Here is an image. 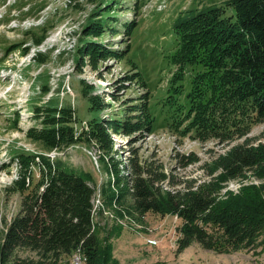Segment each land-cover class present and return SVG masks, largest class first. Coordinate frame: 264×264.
I'll return each instance as SVG.
<instances>
[{
	"label": "trees",
	"instance_id": "trees-1",
	"mask_svg": "<svg viewBox=\"0 0 264 264\" xmlns=\"http://www.w3.org/2000/svg\"><path fill=\"white\" fill-rule=\"evenodd\" d=\"M109 8L111 5L103 4L84 25L77 67L89 59L93 69L98 70L99 63L121 60L128 53L130 46L119 52L102 41L91 40L107 32L101 13ZM174 31L178 37L172 56L176 71L168 101L177 107L166 125L184 137L216 141L224 152L203 164L208 177L204 181L186 179L177 172L178 168L199 162L194 154L179 156L180 166L172 169L152 158L141 162L138 156L133 157L126 176H121L118 164L113 163L110 172L115 178L101 188V196L105 205L113 209L126 206L129 201L128 215L176 216L181 221L178 253L194 243L220 254L249 248L264 234V141L249 137L255 126L264 124V0H227L221 6L180 16ZM40 36L34 37L37 46L45 38ZM28 51L25 46L23 52ZM188 65L200 68L195 70L182 102L180 95L185 91L183 81ZM81 82L91 108L103 109L106 105L91 94L92 86ZM129 110L135 112L132 120L118 117L89 122V137L106 156L118 153L108 126L126 135L152 131L155 118L147 103L141 111L138 107ZM34 118L36 124L26 137L43 153L88 141L76 138L75 110L71 107L38 106ZM122 150L130 152L127 147ZM14 160L20 173L12 191L24 197L0 245L4 264H59L64 256L78 250L86 264H114L112 251L102 248L97 234L96 191L90 179L44 155L25 152ZM32 166L39 170L37 181ZM249 177L258 186H244L237 194L226 190L230 182L241 183ZM165 187L169 189L164 190ZM23 251L36 257L23 258Z\"/></svg>",
	"mask_w": 264,
	"mask_h": 264
},
{
	"label": "rangeland",
	"instance_id": "rangeland-1",
	"mask_svg": "<svg viewBox=\"0 0 264 264\" xmlns=\"http://www.w3.org/2000/svg\"><path fill=\"white\" fill-rule=\"evenodd\" d=\"M225 1L0 0V245L7 225L19 212L24 197L12 191L13 182L20 173V166L14 159L25 152H43L26 137V131L36 124L35 107L46 105L73 108L75 136L88 138L70 148L53 151H60L57 162L90 179L96 191L97 234L102 248L112 251L114 264H264V234L254 246L239 251L220 254L194 243L178 253L181 221L176 216L128 215L129 201L126 206L110 208L105 205L100 191L115 178L110 172L113 163L118 164L120 175L126 176L130 171L129 161L137 156L141 162L152 158L172 169L180 166L179 156L194 154L199 162L178 168L177 172L186 179H208L203 164L222 154L223 147L213 140L200 142L190 136L184 137L168 128L165 122L177 107L168 101L171 79L176 71L172 56L178 47L174 24L180 16L221 6ZM103 4L111 5L101 13L107 32L101 38L91 40L102 41L119 52L130 46L129 51L121 60L99 63L98 70L93 69L89 59L77 67L83 27ZM131 22L136 24L131 25ZM35 34L45 36L40 46L33 42ZM25 46L29 47L28 53L23 52ZM199 68L197 65L186 67L185 91L180 95L182 102L190 90L193 74ZM128 76L132 79H127ZM82 80L86 86H92L93 96L104 101L105 109L91 108L83 95L85 85ZM145 103L155 118L153 133L126 135L106 126L115 150L118 149L117 154L106 156L89 137V122L118 117L132 120L135 112L129 109L138 107L141 111ZM249 137L264 141V124L255 126ZM126 147L130 152L121 151ZM53 155L55 158L56 154ZM32 175L34 181L40 177L35 166H32ZM241 183L230 182L226 190L237 194L244 186L259 184L252 177ZM78 255L75 252L64 256L59 264H75L73 260ZM20 256L36 257L27 251L20 252ZM0 264H4L1 258ZM80 264H86V261Z\"/></svg>",
	"mask_w": 264,
	"mask_h": 264
},
{
	"label": "bare ground",
	"instance_id": "bare-ground-1",
	"mask_svg": "<svg viewBox=\"0 0 264 264\" xmlns=\"http://www.w3.org/2000/svg\"><path fill=\"white\" fill-rule=\"evenodd\" d=\"M5 77V79H6V76H4ZM27 132V131H26ZM143 132H148V131H143ZM151 134L153 133V132H150ZM150 133H145V134H147V136H148V134L150 135ZM155 134V133H154ZM84 151H87L85 148H84ZM88 152V151H87ZM53 153H55L56 154V157L54 158V155H53ZM30 154H34V155H40V153L39 152H37V151H35V153H30ZM43 155L45 156V157H47L48 159H50L51 158V160L53 161H56L57 160V158H59V155H60V152L59 151H56V152H54V151H52V152H49V153H43ZM52 158H54V159H52ZM37 161H39V159H37ZM53 161V162H54ZM18 164V163H17ZM94 203H95V201H94ZM100 207V206H99ZM102 207V206H101ZM97 208V207H96ZM80 255H78L76 258H75V260H73L74 262H75V264H80L82 261H85V259L83 258V256H82V254H81V252L78 250L77 251Z\"/></svg>",
	"mask_w": 264,
	"mask_h": 264
},
{
	"label": "built area",
	"instance_id": "built-area-1",
	"mask_svg": "<svg viewBox=\"0 0 264 264\" xmlns=\"http://www.w3.org/2000/svg\"><path fill=\"white\" fill-rule=\"evenodd\" d=\"M68 89H70V88H68ZM92 161H93L95 167H97V166H98V165H97V162L94 160L93 156H92Z\"/></svg>",
	"mask_w": 264,
	"mask_h": 264
}]
</instances>
